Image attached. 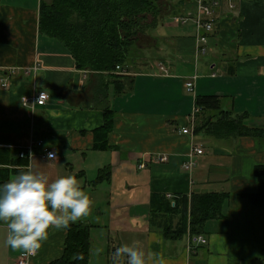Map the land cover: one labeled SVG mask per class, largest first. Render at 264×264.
Wrapping results in <instances>:
<instances>
[{
	"label": "crops",
	"instance_id": "0c3cea01",
	"mask_svg": "<svg viewBox=\"0 0 264 264\" xmlns=\"http://www.w3.org/2000/svg\"><path fill=\"white\" fill-rule=\"evenodd\" d=\"M169 1L153 32L138 41L151 57L148 70L141 69L143 61L132 65L126 72L131 88L121 94L118 81L108 85L114 120L106 131L105 107L94 95L100 80L79 69L61 41L40 31L41 0H0V79L9 80L0 82V148L26 162L6 166L7 180L29 167L50 179L76 176L93 205L89 216L73 223L91 226L92 248L101 229L110 246L138 241L166 264H264V208L244 197L257 190L254 169L264 164V137L196 132L200 95L225 96V111L247 114V125L264 129V0H220L211 33L198 27V0ZM204 34L207 52L201 54L198 37ZM43 91L49 93L45 105L22 104L23 96ZM196 145L204 154L188 172L183 164ZM47 149L56 152V161L46 158ZM161 156L167 160H155ZM211 192L228 197L222 217L198 235L206 242L190 232L171 239L152 225L153 196L190 201L195 193ZM7 233L0 221V264H16L25 252L6 244ZM68 235V229H51L29 264L60 259Z\"/></svg>",
	"mask_w": 264,
	"mask_h": 264
},
{
	"label": "trees",
	"instance_id": "16d2710c",
	"mask_svg": "<svg viewBox=\"0 0 264 264\" xmlns=\"http://www.w3.org/2000/svg\"><path fill=\"white\" fill-rule=\"evenodd\" d=\"M169 0H41L40 31L61 41L73 54L79 69L96 73L99 84L95 89L98 103L104 104V128L110 131L114 112L107 105L108 85L118 81L117 93L131 88L129 72L137 62L140 35L154 28ZM141 50V51H140ZM143 53V52H142ZM119 72V73H118ZM123 77V80L121 79ZM121 79V80H120ZM117 83V82H116ZM225 96L200 95L196 106V132L205 131L216 138L242 136L264 137V129L246 123L247 114L234 115L225 111ZM26 163L14 159L9 148H0V185L8 182V168ZM105 170L102 172L103 176ZM257 190L246 197L253 205L264 208V164L254 169ZM227 193H195L191 200H168L165 196L152 198V225L163 229L165 237L182 238L187 232L201 235L206 223L222 217ZM179 220L174 225V218ZM63 256L50 264H91L93 241L91 226L70 223ZM80 254L83 259H75Z\"/></svg>",
	"mask_w": 264,
	"mask_h": 264
},
{
	"label": "clouds",
	"instance_id": "9594fccd",
	"mask_svg": "<svg viewBox=\"0 0 264 264\" xmlns=\"http://www.w3.org/2000/svg\"><path fill=\"white\" fill-rule=\"evenodd\" d=\"M46 158L57 160L55 151ZM93 202L74 175L50 179L31 167L0 185V221L7 225L6 244L13 250L35 255L51 229L66 230L70 223L90 215ZM75 259H83L80 254ZM166 264L157 252H146L138 241L117 247L113 264Z\"/></svg>",
	"mask_w": 264,
	"mask_h": 264
},
{
	"label": "built area",
	"instance_id": "2783aa9c",
	"mask_svg": "<svg viewBox=\"0 0 264 264\" xmlns=\"http://www.w3.org/2000/svg\"><path fill=\"white\" fill-rule=\"evenodd\" d=\"M198 2L200 3V10H199V13L196 15V21H197L198 27L204 30L206 33H211L214 30V24H213L214 9L220 5V0H198ZM179 21L185 22L186 18H180ZM198 42H199L198 51L201 54H205L207 52V42H208L207 35L206 34L200 35L198 37ZM160 68L161 70L166 71L163 66H160ZM38 69L39 67L37 66L34 68L33 71H37ZM27 71H32V70L30 69ZM123 73H126V71H123ZM194 79L195 77L192 78V80H190L187 83V88L190 91L194 89ZM0 82L3 83L4 85L9 84V80L7 79V77H2L0 79ZM48 99H49V93L43 91L38 94H33L31 96H28V95L23 96L21 101L25 107H31L36 104L43 106L48 102ZM200 110L201 109L199 107L196 108V112H200ZM183 132L187 134L190 132V130L186 128L183 130ZM46 151L48 153V152H52L53 150L47 149ZM202 154H204L203 148L200 147L199 145L194 146L192 150L190 151L187 160L183 164L184 169L188 172H192L193 168L197 164V161H196L197 157ZM26 155H27L26 152L21 153V157H25ZM155 160L162 162V161H166L167 157L166 156L156 157ZM144 167H146L145 164L140 165V168H144ZM168 197L171 198V195H168ZM197 241L199 243L206 242L203 236H198ZM33 256L34 255H28L27 253H25L19 258L16 264H29V260Z\"/></svg>",
	"mask_w": 264,
	"mask_h": 264
},
{
	"label": "rangeland",
	"instance_id": "374dc122",
	"mask_svg": "<svg viewBox=\"0 0 264 264\" xmlns=\"http://www.w3.org/2000/svg\"><path fill=\"white\" fill-rule=\"evenodd\" d=\"M168 3H170V1L165 2L166 5H165V7H163V11H166V9L168 7V5H167ZM161 15H160V17H161ZM150 32H153V28L147 30L144 34H147ZM143 40H145V43L148 42V38L147 39L144 38ZM154 52H156V51H154ZM147 53L148 52L142 53V51H141V52H138L135 54L137 57V62L143 61L142 63H144L143 68H141L142 70L143 69L148 70L146 68L147 65L152 64V62H148V59L151 57H149V54L147 55ZM140 67H142V66H140ZM95 234H96V236H95ZM95 234H93V236L97 242V247L93 248V250H92L91 264H113V253H114L115 249L118 247V245L111 244V246H110L108 241H107L106 233L101 231V229L96 231ZM112 241H114V240H112ZM123 262L124 261H122V263Z\"/></svg>",
	"mask_w": 264,
	"mask_h": 264
}]
</instances>
